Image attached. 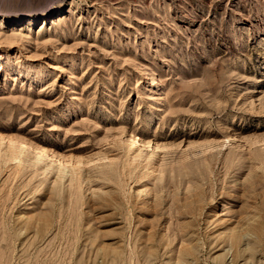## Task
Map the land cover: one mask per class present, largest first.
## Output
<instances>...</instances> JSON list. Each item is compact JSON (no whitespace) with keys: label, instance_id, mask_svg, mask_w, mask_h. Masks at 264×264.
<instances>
[{"label":"rangeland","instance_id":"374dc122","mask_svg":"<svg viewBox=\"0 0 264 264\" xmlns=\"http://www.w3.org/2000/svg\"><path fill=\"white\" fill-rule=\"evenodd\" d=\"M34 16L38 18L31 24L10 20ZM0 56V138L20 141L16 145L20 148L21 142L25 143L27 150L22 155L23 167L13 166L4 161L6 157L11 159L7 154L9 141L5 140V158L0 160V264H67L64 255L71 250L69 244L76 242L75 233L72 236L78 221L75 219L88 210V204L75 202L73 208L66 197L56 195L57 207L51 219L54 230H47L28 252H23L16 238L15 219L21 212L27 216L42 214L48 204L49 183L58 177L56 165L50 175L43 174L44 163L36 159L33 144L65 164L72 160L90 162L81 171L84 182L76 180V186L82 183L86 189L91 177L94 190L102 188L112 196L107 200L109 208L103 203L96 207L98 215L103 213L99 216L105 224L103 231H115L123 227L120 219H131L125 201L132 195L131 190L142 188L130 180L125 137L134 134L150 140V149L142 153L153 152L157 171L152 174L151 170V180L146 178L143 183L150 188V195L154 192L162 199L158 206L147 210L146 228L154 225L161 231L167 224L172 225L169 236L174 238L180 237L184 223L190 221L183 212L186 197L178 191V185L185 189L187 179L200 181L201 176L214 171L216 182L209 183L208 188L219 194L227 171L230 176L235 171L242 173H238L239 179L244 180L250 169V152L246 149L242 153L245 164L239 168L231 165L230 160L240 153L233 142L223 146L222 131L242 139L243 145L264 139V0H0ZM171 140L178 143V153L163 149ZM156 145L160 149H154ZM104 156L112 160L116 157L115 167H105L110 159L101 163ZM117 156L122 159L118 161ZM183 158L189 160L187 169L179 165ZM205 159L210 167L203 164ZM140 163L135 165L138 169L134 175H148L151 167L145 168L143 160ZM126 169L124 176L121 171ZM68 179L64 180L66 185ZM121 182H127L123 191ZM117 199L124 213L122 209L114 212L113 201ZM107 240L116 243L115 236ZM192 245L199 247L198 242ZM125 248L129 257L130 247ZM263 251L264 242L256 255L261 264ZM223 254L215 253L213 257L220 260L216 264H220ZM213 257L206 258L202 253L198 264H213Z\"/></svg>","mask_w":264,"mask_h":264},{"label":"bare ground","instance_id":"6f19581e","mask_svg":"<svg viewBox=\"0 0 264 264\" xmlns=\"http://www.w3.org/2000/svg\"><path fill=\"white\" fill-rule=\"evenodd\" d=\"M37 18H38L37 16H34V17H24L21 19L15 18V19H10V20L14 21L16 23L24 21L28 24H31ZM126 135H127V133H126ZM222 135H223V140L225 142V145H223V146H226V145L230 144L231 142H233L236 145L235 148L238 150L237 152L240 153L235 158L230 160L231 165L236 167V168H239L240 166L245 164V161H244L245 157H243L244 154L242 155V153H244L245 149H246V151L250 152L249 162L251 164H250V166H249V164H247V166H244V167L249 166L250 169L247 170L248 173L246 175L244 174L245 175L244 180L239 179L238 173H240V172L236 173V171H235V173L232 174L233 176H230L229 171H227L226 174H224L225 178L223 180L222 187L220 188L219 194H218V190L215 191L214 188H211V190L208 188L209 183L214 185L216 182V180H215L216 174H214V171L213 172L210 171L208 173V176H204V175L201 176V180L196 181V182L194 180L185 178V179H187L185 184H184V186L186 188L184 189L182 184H180V185H178L179 186L178 191L180 192V190H181V192H183L185 194L186 198L183 201L184 204H183L182 209H183L184 214H186L190 217V221L189 222L186 221L187 223H184L185 228H183L184 230H182V232H180L181 233L180 237L177 234L171 232V233L175 234L174 236L177 235L176 236L177 238L176 237L171 238V236H169V231H171V228H172V225H171L172 223L170 221H169V224L171 223L170 224L171 227H169L167 224V226L169 228L165 225L166 227L161 229V231H160V229L157 230V228L154 225L152 226V228L149 226L151 228V230H148L150 228H148V229L146 228V225L148 222V220L146 218L147 217V214H146L147 210L151 209L153 206H154L153 208H155V206H158L159 201L162 199V198H160L159 195H155L154 192H153V194L155 196H153V194L150 195V191H151L150 188L148 187V185H145L143 183V181H146V178L147 179L152 178L151 173L155 174V172L157 171L153 165V162H152L153 160H156L155 158H153L154 157L153 152L148 153L147 155H143V153H142V150L150 149L149 148L150 147V142H149L150 140L146 141V140L138 137L137 135L132 134L130 136L127 135L126 136L127 138L125 137L126 142L125 143L123 142L124 144H126L128 146V148H127L128 154L126 155L127 162H126V160H123V162L125 161L126 164H128L130 166L129 168H131V171H129L130 180L135 185H141L142 188H133V190H131L132 195L130 196L129 199L126 198L125 196H123L124 199L126 198V200H125L126 202L128 200L127 206L129 209V215L131 216V219H127L125 217L124 222H122L120 219V222H121L120 226L122 225L123 227H120V228H118V230H115V231H109L110 229L107 231H103L105 224H104L102 219L104 217L102 216L103 217L101 219L102 221H100V218H99V216L103 213L98 215L97 207H96V205L100 204V203L107 204V207H108V204L110 201L107 203V200L110 198L111 195H109L107 192H105L102 188L98 189L97 191L94 190L92 187V185H93L92 183L94 181L92 183H91V181H89L91 179V177L89 180L87 179L88 181H86V184H87L86 189H83L84 185L82 186V183H81V185L76 186V182H75L76 180H81V181L83 180L82 175H81L82 174L81 171L87 163L84 164L83 163L84 161L83 162L77 161L73 157L72 158L75 161L72 160L66 164L64 163V161L60 162L59 161L60 159L58 161H56L55 159H53L54 158L53 155L50 156V154L48 153L49 151H47L44 148L39 147L38 145L33 144L32 147H34L33 150L35 151L36 159H38L40 162L44 163L45 172H43V174L45 173L44 174L45 176H47L48 174L50 175V173H49L50 170L53 171V169L55 168V165H56V167H57L56 169L58 170V173H57L58 177L55 175L57 177V179H54V180H56V181H54L52 184L49 183L50 187H51L49 189V191H48V189H46L44 187V189H46L48 191L47 192L48 195H46L48 197L47 198L48 204H47L46 208L45 207H43V209L41 208L43 210L42 214L38 211L40 213V214L37 213L38 215L27 216L28 214L25 215L24 212H21L17 216V218L15 219V221H16L15 229H16V235H17L16 238H18L20 240L19 245L22 246L23 252L26 253L30 250L31 246L33 245V242H36L35 240L40 239L47 232V230L51 231V229L53 228L52 227L53 224H51V219L54 218L53 215L55 216L54 212H55V208L57 207V201L54 197H56V195L58 196V194H59L60 196L66 197L65 199L69 202L68 204H71V205L74 204V206H75V202H76V204L78 203L79 205L81 204L82 206H86L87 204L89 205L88 210L86 211L85 215L83 217H78V216H81V215H78L77 216L78 219H75L78 221L75 222L76 224L73 225L75 231L73 232V230H72V236H73V233H75L74 238L76 239V242H74L75 240L73 241L71 239L73 241V242L71 241L72 244H69L71 250H68L66 255L63 254L65 257V260H67V264H164V263H166V264L167 263L168 264H198V261H199L198 257L200 254L204 253L206 255V258L209 257L212 259V257L215 255V253L221 252V251L224 252V254H223L224 257H223V259L221 257L222 261L220 262V264H261V260L260 261L257 260L256 255L261 252V244H263V242H264V139L259 140V141L254 140L252 142L246 141L244 144H246L248 146V148H247L246 145L241 144L242 139H239L237 136H235L231 132H229L227 130H223ZM0 139H1L0 140V160L1 159L3 160L5 158L4 155H2L3 152L5 151V149H4L5 144L4 143H6L5 140L7 141L8 138L7 139L0 138ZM8 141H9L8 142L9 144L6 143L8 145L7 151H9V152H7V154L10 153L8 155L9 156L11 155V159H7V157H6V159L4 161L7 160V162H9V163L10 162L13 163V164H11L13 166L18 165L20 167H23L24 164L22 165V162H23L22 157H24V156H22V155H23L24 150H26V147H25L26 145L24 146L25 143L22 144V142H21V148H20V147L16 146L17 144L20 143V141H19V143H17V141H15L14 139L8 140ZM177 144L178 143H176V141L171 140L170 143H168L167 145L165 144L166 146H163V149H164V147L167 148L168 149L167 151H169L172 154L176 151L178 153V151L180 150V147ZM2 146H3V149H2ZM123 146H125V145H123ZM227 147H229V145ZM230 147H232V146H230ZM30 148H31V145H30ZM30 148H28V149H30ZM153 148L154 149L156 148V150L160 149L158 147V145H156V147H153ZM194 148H196V147H194ZM31 150H32V148H31ZM182 151H183V149H182ZM208 151H210V150H208ZM186 152H188V151H186ZM124 154H125V152H124ZM167 154H169V153H167ZM180 154H181V156L184 155V154H182V152ZM119 156H117V157H119ZM247 156H246V158H247ZM106 157H107V159H106ZM108 159H110V158H108V156H104V159L102 157L101 160L100 159H98V160H100L101 163L102 162L106 163V160L108 162ZM114 159H116V157ZM114 159L113 160L110 159L109 160L110 163L105 164L104 166L108 167V166L115 165L116 162H114L115 161ZM121 159L119 157L118 161H120ZM218 159H219V157H218ZM141 160H143L146 163V164H144V165H146L145 168L151 167V169H148L149 172H146L147 174L149 173L148 174L149 176L146 175L147 177L143 173L140 175H137V174L134 175L136 173L135 171H137L136 170L137 167L135 165L140 166L142 163V162L140 163ZM39 161H38V163H39ZM93 162L91 161V163H93ZM3 163H1V164H3ZM14 163H15V165H14ZM155 163H158V162H155ZM89 164H90V162H89ZM89 164H87L86 166H88ZM172 164H173V162H172ZM203 164L205 166H208V167H210V165H211L210 162H208V159H205L203 161ZM97 165H99V164H97ZM119 165H121V163L118 164L117 167ZM155 165H157V164H155ZM179 165L183 166L184 169H187L188 166L190 165L188 158H186V159L183 158V160L179 163ZM10 167H12V166H10ZM94 167H95V165H94ZM102 167H103V164H102ZM113 167H115V166H113ZM122 167L123 166H121V168ZM124 167H125V165H124ZM143 167L144 166L142 164V168ZM174 167H176V166H174ZM12 168H10V169H12ZM64 168H67V169L64 170ZM98 168L100 169L99 166H98ZM98 168L96 167V169H98ZM139 168H141V167H139ZM17 169H19V168H17ZM117 169H119V167ZM141 169H139V170H141ZM6 170H7V167H6ZM24 170H26V168H24ZM119 170H118V172H119ZM151 170H152V172L150 173ZM240 170H241V168H240ZM41 171L42 170H40V172ZM100 171H102V170H99L98 172H100ZM110 171L111 170H109V174L112 173V171L111 172ZM124 171H127V169L121 171V173ZM175 171H176V169H175ZM105 172H106V170H105ZM116 172L117 171H115L113 173H116ZM102 173H103V171H102ZM106 174H108V173H106ZM138 174H139V172H138ZM240 174H242V173H240ZM37 175L38 174L36 173V176ZM95 175H97V174H95ZM51 176H53V174ZM106 176L107 175H105L104 178H106ZM109 176L110 175H108L107 177H109ZM124 176H125V172H124ZM172 176H174V174ZM65 178L66 179L69 178L68 181L70 180L68 185H66V183L64 182ZM85 178H88V177H85ZM124 178L126 179V177H124ZM158 178H159L160 182L163 181V178H161L160 176H158ZM158 178H156V179H158ZM165 178L166 177L164 176V180H165ZM192 178H194V177L192 176ZM97 179H98V177H97ZM107 179L109 180V178H107ZM115 179H117V178L114 177V180ZM156 179H154V180H156ZM170 180L172 181L173 179H170ZM183 180H184V178H183ZM65 181H67V180H65ZM101 181H102V179H101ZM110 181H112L113 183L115 182V181H113V179ZM171 181H170V183H171ZM44 182H43V184H44V186H46ZM82 182H84V181H82ZM174 182H176V181H174ZM239 182H241V183H239ZM109 183H107V185ZM113 183H112V185L116 184V182L114 184ZM124 184H127V182L122 183V185H121L122 191L125 188V186H123ZM134 184H132V185H134ZM129 185L131 186L130 182H129ZM129 185H128V187H129ZM152 186H153V184H152ZM174 186L176 187L177 184H175ZM116 188L119 189V186ZM95 189H96V187H95ZM110 189H112V188H110ZM156 189H157V187H156ZM175 189H177V188H175ZM241 189L243 190L244 194H241ZM77 190L82 191V194L81 193L79 194V191H77ZM127 190H128V188H127ZM163 191H164V189H163ZM247 191H251V193L247 194L246 193ZM44 192H43V195H44ZM161 192H160V194H162ZM168 193H169V191H168ZM122 194H124V193H122ZM156 194H158V193L156 192ZM174 195H176V194H174ZM44 196H43V198H44ZM117 196L115 198H117ZM183 196L182 197L179 196V197L184 199ZM165 197L167 198L168 196H165ZM174 197H176V196H174ZM218 197H220L221 200H218L219 199ZM56 198H58V197H56ZM59 198H61V197H59ZM118 198L120 199V197H118ZM39 199H41V198H39ZM167 200L169 201V198ZM91 202H93V205ZM113 203H115V206H116L115 209L112 208L114 210V212L117 210L120 211L121 209H122V211L125 210V208L124 209L122 208L123 205L118 201V199L116 202L113 201ZM38 204H40V203H38ZM66 204L67 203H65V205ZM112 204L110 203V205H112ZM172 204H174V203H172ZM34 205L35 204L33 203V206ZM60 205H62V204H60ZM59 206H58V208H59ZM74 206H73V208H74ZM174 206H173V208H174ZM31 207H32V205H31ZM31 207L28 206V208H31ZM35 207H36V205H35ZM37 207H36V209H37ZM64 208H63V211L65 210ZM76 208L77 207H75V209ZM166 208L164 207V211ZM173 208H172L171 212L174 211ZM70 209H71V207H70ZM77 209H79V208H77ZM77 209H76V211H77ZM112 209L110 208V210H112ZM209 210H211V211L207 212ZM44 211H45V213H44ZM58 211L59 210H57V212ZM71 211H72V209H71ZM79 211H80V209H79ZM79 211H77V212H79ZM81 211H82V209H81ZM81 211H80V214L82 213ZM122 211H120V212H122ZM69 212H70V210H69ZM99 212H100V210H99ZM124 212L125 211H123V213ZM222 212H223V214H222ZM59 213L61 214V209H60ZM64 213H66V212H64ZM70 213H69V215H70ZM224 213H226V214H224ZM61 215H63V214H61ZM61 215H60V218L62 217ZM106 215H108V213H106L105 216ZM110 216L113 217V214ZM159 216H160V214H159ZM161 216H163V215H161ZM123 217H124V215H123ZM70 218H69V220H71ZM151 218H150V220H151ZM174 218H176V217H174ZM186 218H187V216H186ZM171 219H172V217H171ZM69 220H67L68 224H69ZM178 221H180V220H178ZM53 222H55V221H53ZM115 222L116 221H114V223ZM68 224H66V225H68ZM149 224H151V223H149ZM176 225H174V226H176ZM157 226L159 228V227H161V224L159 223ZM177 226L179 227V225H177ZM53 230L54 229H52V231ZM172 231H174V230H172ZM179 231H181V229H179ZM69 232L70 231H68V233ZM175 232H176V230H175ZM56 234H57V232H56ZM113 236L116 237V243L109 244L107 242L108 241L107 239L108 238L110 239ZM68 239H69V237H68ZM195 242L199 243V247H195L194 245H192ZM125 246L130 247V252H131L130 254L131 255L129 257L126 256V253H128L127 252L128 248L126 249ZM59 250H60V248H59ZM263 254H264V251H263ZM57 256L58 255H56L54 257H57ZM166 257H169V258L164 261V258H166ZM213 261H214L213 264H216V262L218 263V261H220V260L217 257H213ZM206 264H208V263H206Z\"/></svg>","mask_w":264,"mask_h":264}]
</instances>
